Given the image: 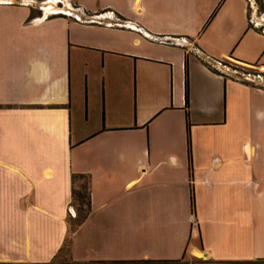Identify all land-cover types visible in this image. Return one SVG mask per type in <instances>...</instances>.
<instances>
[{
  "label": "crops",
  "instance_id": "crops-1",
  "mask_svg": "<svg viewBox=\"0 0 264 264\" xmlns=\"http://www.w3.org/2000/svg\"><path fill=\"white\" fill-rule=\"evenodd\" d=\"M47 1L0 0V263L53 261L73 174V261L264 259V86L203 64L264 67L257 0Z\"/></svg>",
  "mask_w": 264,
  "mask_h": 264
},
{
  "label": "trees",
  "instance_id": "trees-1",
  "mask_svg": "<svg viewBox=\"0 0 264 264\" xmlns=\"http://www.w3.org/2000/svg\"><path fill=\"white\" fill-rule=\"evenodd\" d=\"M261 9H264V2L261 0L256 1ZM242 65L252 66L259 68L262 65L259 64H245L234 60ZM203 64L213 73L221 75V72L211 66L208 63L203 62ZM186 66V65H185ZM243 83L251 84L243 80ZM188 107V90H187V80L185 82V109ZM193 205V200H192ZM70 206L73 209V213L69 215L67 220L68 226V236L63 244L62 248L59 250L58 254L55 256L53 261L49 264H178L181 260H137V261H89V262H76L73 261L70 252V237L82 223L87 219L91 211V199L89 193V177L83 174H73L71 177V201ZM64 254V259L59 262L60 255ZM228 264H264V259L246 260V261H233L227 262ZM7 264V263H1Z\"/></svg>",
  "mask_w": 264,
  "mask_h": 264
},
{
  "label": "rangeland",
  "instance_id": "rangeland-1",
  "mask_svg": "<svg viewBox=\"0 0 264 264\" xmlns=\"http://www.w3.org/2000/svg\"><path fill=\"white\" fill-rule=\"evenodd\" d=\"M45 4H46L45 7H48V4L52 5V10H50L52 14L70 13V12L73 13L74 11H76L75 5L70 0H54V2L47 1ZM250 16L252 21L256 23L260 22L258 27L264 30V9H261L257 2L252 4ZM216 68L221 73L228 74L231 77L246 80L257 86H264L263 66L257 68V67L242 65L238 62L231 60V58H226L218 61V64H216ZM181 69H182L181 73L183 75V66L181 67ZM202 258H203L202 256L200 259L184 257L178 264H200L201 263L200 260ZM63 259H64V254L60 255L59 262H62Z\"/></svg>",
  "mask_w": 264,
  "mask_h": 264
},
{
  "label": "bare ground",
  "instance_id": "bare-ground-1",
  "mask_svg": "<svg viewBox=\"0 0 264 264\" xmlns=\"http://www.w3.org/2000/svg\"><path fill=\"white\" fill-rule=\"evenodd\" d=\"M51 2H54V0H50ZM53 4V3H52ZM49 7L51 8L50 10H52V5L50 4Z\"/></svg>",
  "mask_w": 264,
  "mask_h": 264
},
{
  "label": "built area",
  "instance_id": "built-area-1",
  "mask_svg": "<svg viewBox=\"0 0 264 264\" xmlns=\"http://www.w3.org/2000/svg\"><path fill=\"white\" fill-rule=\"evenodd\" d=\"M258 24H259V22H258L256 25H258ZM257 28L261 29V28H260V27H258V26H257ZM245 81H246V80H245Z\"/></svg>",
  "mask_w": 264,
  "mask_h": 264
},
{
  "label": "water",
  "instance_id": "water-1",
  "mask_svg": "<svg viewBox=\"0 0 264 264\" xmlns=\"http://www.w3.org/2000/svg\"><path fill=\"white\" fill-rule=\"evenodd\" d=\"M203 255L206 256L207 254L204 253Z\"/></svg>",
  "mask_w": 264,
  "mask_h": 264
}]
</instances>
